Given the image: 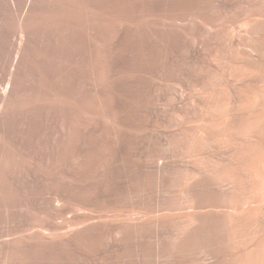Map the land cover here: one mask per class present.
<instances>
[{"label": "rangeland", "instance_id": "obj_1", "mask_svg": "<svg viewBox=\"0 0 264 264\" xmlns=\"http://www.w3.org/2000/svg\"><path fill=\"white\" fill-rule=\"evenodd\" d=\"M86 1L106 18L74 22L69 15L57 16L50 21L46 54L41 35L32 33L17 58L12 54L14 61L6 57L10 34L0 2V60L14 66L13 85L5 88L9 96L0 82L5 93L0 97L7 100L6 107L0 106V264H142L155 260L175 235L170 218L155 229L162 235L135 226L113 231L115 206L165 211L177 201L169 196L183 175L171 166L147 165L148 154L158 145L166 149L172 138L159 131L163 117L154 82L145 103L143 37L136 28L141 19H122L115 28L109 18L126 16L129 3ZM151 6L154 10L158 3ZM73 24L77 29L69 28ZM56 25L69 29L58 31ZM155 25L153 20V30ZM152 61L155 81L158 65ZM44 85L47 106L41 97ZM148 109L154 129L149 142L142 132ZM157 243L163 245L158 249Z\"/></svg>", "mask_w": 264, "mask_h": 264}, {"label": "bare ground", "instance_id": "obj_2", "mask_svg": "<svg viewBox=\"0 0 264 264\" xmlns=\"http://www.w3.org/2000/svg\"><path fill=\"white\" fill-rule=\"evenodd\" d=\"M123 1L129 3L126 16L117 14L109 21L118 28L129 17L141 19L136 28H141L143 37L145 103H150L154 82L164 119L159 131L174 139L166 149L158 145L151 151L147 165L156 170L171 166L183 181L175 179L177 189L168 193L177 201L165 211L150 205L115 206L110 215L113 231L135 226L161 232L155 229L162 227V220H173L171 243L166 247L160 243L161 251L155 254L162 253L150 262L142 257V264H264V0ZM153 1L158 3L154 10ZM0 2L10 34L7 58L12 54L17 58L32 33L41 35L42 52L47 50L50 21L57 16L69 15L74 22L81 17L106 18L86 0ZM70 26L77 29L75 24ZM153 59L158 65L155 81L150 73ZM2 61L9 66L0 64L5 66L0 68L4 85L0 88L9 90L14 66ZM43 73L46 84L45 69ZM2 91L0 95L5 94ZM42 92L47 106L45 85ZM5 97H0L2 107ZM147 113L142 132L149 142L154 129L149 109Z\"/></svg>", "mask_w": 264, "mask_h": 264}]
</instances>
